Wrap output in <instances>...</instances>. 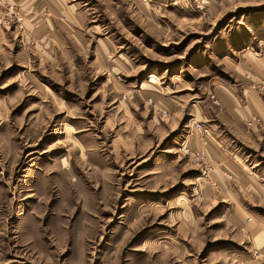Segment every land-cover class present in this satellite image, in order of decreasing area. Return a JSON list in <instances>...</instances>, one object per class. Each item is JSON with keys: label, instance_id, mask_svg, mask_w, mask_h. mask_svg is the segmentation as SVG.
I'll return each instance as SVG.
<instances>
[{"label": "rangeland", "instance_id": "obj_1", "mask_svg": "<svg viewBox=\"0 0 264 264\" xmlns=\"http://www.w3.org/2000/svg\"><path fill=\"white\" fill-rule=\"evenodd\" d=\"M56 1L41 24L0 0V264H264V158L245 163L261 203L214 202L205 155L171 148L178 133L136 168L115 144L126 120L228 144L216 91L264 100V75L240 87L231 72L264 57V0Z\"/></svg>", "mask_w": 264, "mask_h": 264}, {"label": "crops", "instance_id": "obj_2", "mask_svg": "<svg viewBox=\"0 0 264 264\" xmlns=\"http://www.w3.org/2000/svg\"><path fill=\"white\" fill-rule=\"evenodd\" d=\"M13 1L20 6H31L34 13L36 11L37 15H39L38 17H40L38 23L42 20L41 24H43L47 19L45 16L50 17L49 20L51 21H56V14L59 12L56 0ZM44 3L50 6L47 14H44L45 11L39 9L40 6L42 8ZM28 25L31 26L30 24ZM41 28H45V25H42ZM54 28L58 29L56 25ZM247 59V64L240 62L239 65L231 67L234 77L241 82L240 87L247 84L248 81H255V79L257 80L258 77L264 75V57L259 59L250 57ZM216 97L221 104L224 116L227 117L230 124L235 126L239 132L231 138L228 144L224 139L217 143L213 142V138L203 139L196 131L187 135L184 127L182 130L171 129L172 126L166 127L164 125L163 128L157 127L154 120L146 123L142 131L137 128L130 131L132 125L129 120H126V124L119 129L120 131H125V138L121 137L115 143L117 148L120 147V157H126L125 159L127 160L128 158L131 160L135 157L140 159L139 161L132 160L126 163L127 167L134 166L136 168L139 164L146 162V158L143 156H146L148 151L151 150L149 154H156L155 148L159 144V136L163 130H167V133L171 134L178 133L171 143V148L176 150V148L187 147L188 145L189 147L187 148L202 152L211 167L210 179L214 183L216 191L212 194L211 188L206 187L204 189L207 201L220 202L231 198L235 201V198L238 196L239 199H247L244 201L245 204H259L261 203L259 200L261 197L250 190L254 187L252 184L257 182L256 177L252 173V169L250 170L245 163L249 157L248 155L264 158V100L247 87H242L240 94L236 95L230 87L227 88L223 84L218 85ZM200 117L202 119L205 118L202 114ZM251 117L258 118L259 123L257 126H246V122ZM127 129H129V132ZM145 141H149L150 144L142 151ZM231 143L233 146H230ZM161 153L166 154V151H161ZM158 160L161 161L162 159H156L155 161H151V163L154 166L159 165ZM254 162L256 163L258 160ZM240 202L241 200L238 201V203ZM253 228L254 226H250V229ZM258 231L259 229L256 230V236L259 234Z\"/></svg>", "mask_w": 264, "mask_h": 264}, {"label": "built area", "instance_id": "obj_3", "mask_svg": "<svg viewBox=\"0 0 264 264\" xmlns=\"http://www.w3.org/2000/svg\"><path fill=\"white\" fill-rule=\"evenodd\" d=\"M259 94H264V83H263V86H261L259 89ZM259 123V120L258 118L256 117H251L247 122H246V126L248 127H251V126H257ZM193 130L198 132L201 137L203 139H209V138H212V130L209 126H205V125H199V124H193ZM181 151L184 153V154H187L189 156H193L194 158L195 157H199L198 153L195 152V153H191L190 150L186 147H181ZM208 172H209V168H202L201 172H200V175L202 177V180L204 181H207V178H208Z\"/></svg>", "mask_w": 264, "mask_h": 264}]
</instances>
